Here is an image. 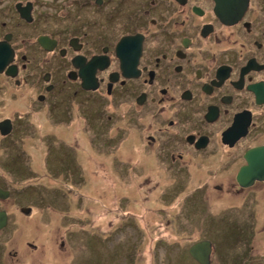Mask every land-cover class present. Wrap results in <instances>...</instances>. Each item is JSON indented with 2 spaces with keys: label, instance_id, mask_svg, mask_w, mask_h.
<instances>
[{
  "label": "flooded vegetation",
  "instance_id": "1",
  "mask_svg": "<svg viewBox=\"0 0 264 264\" xmlns=\"http://www.w3.org/2000/svg\"><path fill=\"white\" fill-rule=\"evenodd\" d=\"M0 69V108L27 86L28 114L45 109L63 126L75 112L96 117V165L114 192L155 177L174 212L157 237L200 229L186 250L196 263L264 264V0H0ZM26 112L1 118L0 138L26 130ZM141 198L150 228V190ZM56 221L32 240L23 229L0 239L15 259L1 264H37L38 253L65 264L71 233ZM215 222L241 233L224 257L205 236ZM204 240L207 263L190 252Z\"/></svg>",
  "mask_w": 264,
  "mask_h": 264
},
{
  "label": "rangeland",
  "instance_id": "2",
  "mask_svg": "<svg viewBox=\"0 0 264 264\" xmlns=\"http://www.w3.org/2000/svg\"><path fill=\"white\" fill-rule=\"evenodd\" d=\"M31 88L25 86L19 89L17 100L6 97L7 104L0 108V119L26 112L27 104L32 99L30 95L35 94ZM59 93L61 96L68 95L67 91ZM26 116L29 121L20 119L26 125V130L18 122V135L0 138V180L5 179L7 189L11 191L10 196L0 198V211H7L12 220L5 233L0 234V239L21 235L20 229H23L32 240L36 234L49 231L51 220H58L53 224L59 225L60 231L69 229L71 233V250L65 264H177L179 259L181 264L185 261L187 264H198L186 250L200 237V229H184L180 238L173 232L171 222L167 231L174 234L157 237L166 221H172L174 212L170 205L165 207L172 203L171 198L159 201L162 192L153 186L156 185L155 177L150 187L142 184L141 188L135 182L134 188L118 192L121 187H112L108 171L97 168L94 143L97 122L94 115L91 119L87 114L85 120L75 112L69 120L70 124L64 126L45 109L30 111L29 114L26 112ZM105 163L108 167V163ZM121 176L115 175L119 181ZM139 178L144 177L141 174ZM114 189L118 191L114 192ZM148 189L153 199L150 204V228L142 219L141 197ZM154 197H158V200L154 201ZM28 205L32 208L31 216L23 211ZM116 205H120L121 212L128 210L133 213L128 221L129 216L122 219L115 215ZM161 206L165 211H159ZM187 214L191 213L188 211ZM189 218L192 220V216ZM21 219L22 224L18 227V220ZM138 224L139 233L142 232L143 236L136 234ZM2 225L0 229H4V223ZM205 233L213 241L215 251L223 257L232 250L233 243L241 234L239 229L229 227L226 222H215ZM10 246L13 245L0 243V264L3 255L8 256L10 261L15 260ZM178 246L181 251L185 250L184 254H180ZM133 248H137V251L131 259ZM37 255L40 256L36 254L34 260L40 264L41 258ZM45 264H55V260L49 256Z\"/></svg>",
  "mask_w": 264,
  "mask_h": 264
},
{
  "label": "water",
  "instance_id": "3",
  "mask_svg": "<svg viewBox=\"0 0 264 264\" xmlns=\"http://www.w3.org/2000/svg\"><path fill=\"white\" fill-rule=\"evenodd\" d=\"M1 70V69H0ZM4 122H2L0 124L3 125ZM4 133H8V131H4ZM259 176H262V178H264V174L263 175H259ZM0 192H3V193H0V197H8L9 194H10V191L9 190H2L0 189ZM31 207H24L23 211H27V212H30L31 211ZM7 220V211H0V226ZM210 248H211V243L210 241L208 240H204V241H201L195 245H193L191 248H190V252L191 254L199 261H201L202 263H207L208 262V255H209V252H210Z\"/></svg>",
  "mask_w": 264,
  "mask_h": 264
}]
</instances>
